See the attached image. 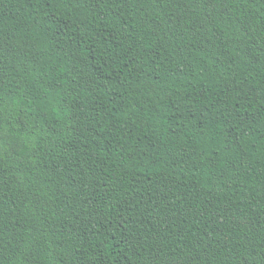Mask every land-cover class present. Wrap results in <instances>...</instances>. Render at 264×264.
<instances>
[{"label": "trees", "instance_id": "obj_1", "mask_svg": "<svg viewBox=\"0 0 264 264\" xmlns=\"http://www.w3.org/2000/svg\"><path fill=\"white\" fill-rule=\"evenodd\" d=\"M0 264H264V0H0Z\"/></svg>", "mask_w": 264, "mask_h": 264}]
</instances>
